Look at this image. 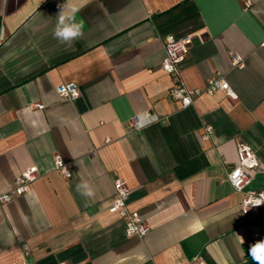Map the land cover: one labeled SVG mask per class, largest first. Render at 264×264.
Listing matches in <instances>:
<instances>
[{"label": "crops", "instance_id": "crops-1", "mask_svg": "<svg viewBox=\"0 0 264 264\" xmlns=\"http://www.w3.org/2000/svg\"><path fill=\"white\" fill-rule=\"evenodd\" d=\"M73 5L83 34L62 44L59 6ZM0 35V195L27 169L38 175L0 205V264H21L23 245L29 264H261L252 248L264 244V208L245 215L240 203L264 191V0H0ZM168 36L192 39L177 65L187 89L220 74L235 98L173 101ZM69 82L79 97L61 100L56 87ZM143 115L160 120L132 130ZM202 124L214 130L206 143ZM240 143L260 165L236 192L226 174ZM114 178L149 227L143 240L109 212ZM81 181L91 197L76 191Z\"/></svg>", "mask_w": 264, "mask_h": 264}, {"label": "built area", "instance_id": "built-area-1", "mask_svg": "<svg viewBox=\"0 0 264 264\" xmlns=\"http://www.w3.org/2000/svg\"><path fill=\"white\" fill-rule=\"evenodd\" d=\"M249 3L247 2L246 5ZM192 39L184 37L175 39L172 36L163 39V48L165 58L161 63L162 71L170 76L172 85L169 89L170 98L177 102L181 108L191 106L195 98L199 96H211L217 91L223 92L230 98H235V94L223 79L220 74L213 75L207 80L203 89L189 90L178 78L177 65L182 62L189 50ZM260 47L264 48V41L260 43ZM231 66L237 69L244 68V59L238 54H231ZM56 93L61 100L74 101L79 97V90L76 84L62 83L56 87ZM33 109L41 110L43 105L33 104ZM160 118L156 116H135L130 122L129 126L134 131L141 130L147 125L159 121ZM213 127L209 124H202L199 139L202 143L210 140L213 134ZM237 160L233 167L226 174V181L236 192H243L245 187L251 180L250 172L259 168V159L255 151L247 144L240 143L236 150ZM54 167L62 177H70V166L65 163L59 156L54 157ZM38 175L33 168L27 169L17 176L13 182L12 188L9 192L0 195V205L9 203L13 195H22L29 191L30 185L37 179ZM113 199L109 208V212L117 215L124 221L125 235L127 237H136L143 240L148 231V225L142 221L137 212L131 211L127 206V199L130 193L129 188L119 178L112 180ZM240 208L243 214L247 215L250 212L264 208V191L255 193H245ZM22 263L29 264L28 257L30 250L26 245L21 248ZM190 264H203L200 257L192 259Z\"/></svg>", "mask_w": 264, "mask_h": 264}, {"label": "clouds", "instance_id": "clouds-1", "mask_svg": "<svg viewBox=\"0 0 264 264\" xmlns=\"http://www.w3.org/2000/svg\"><path fill=\"white\" fill-rule=\"evenodd\" d=\"M59 7L61 10L57 14V23L52 34L60 43L71 45L73 41L79 39L83 34V23L77 22L75 19V14L79 9L74 5L70 7V10L61 6ZM0 39H3L2 35H0ZM76 191L84 196L91 197L93 195V191L87 181L78 183L76 185ZM257 248L260 249L259 252L255 251ZM252 252L256 259L261 264H264V244H257L252 248Z\"/></svg>", "mask_w": 264, "mask_h": 264}, {"label": "snow or ice", "instance_id": "snow-or-ice-1", "mask_svg": "<svg viewBox=\"0 0 264 264\" xmlns=\"http://www.w3.org/2000/svg\"><path fill=\"white\" fill-rule=\"evenodd\" d=\"M255 251H256V252H259V251H260V249H259V248H257Z\"/></svg>", "mask_w": 264, "mask_h": 264}]
</instances>
